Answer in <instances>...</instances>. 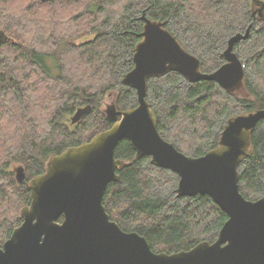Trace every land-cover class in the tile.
<instances>
[{"label":"trees","instance_id":"trees-1","mask_svg":"<svg viewBox=\"0 0 264 264\" xmlns=\"http://www.w3.org/2000/svg\"><path fill=\"white\" fill-rule=\"evenodd\" d=\"M143 11L165 21L203 72L220 66L228 39L250 26L234 45L244 65L241 93L213 80L188 82L174 71L147 79L146 99L164 139L200 156L218 145L231 116L264 107V0H0V246L21 224L19 210L31 201L26 183L45 171L48 158L112 125L103 112L106 97L113 94L118 110L137 105L122 78L134 66ZM114 154L126 165L103 204L123 230L144 236L154 252L215 240L227 214L211 197H177L178 175L148 156L136 159L127 139ZM238 172L246 199L264 194V121L253 129Z\"/></svg>","mask_w":264,"mask_h":264},{"label":"water","instance_id":"water-1","mask_svg":"<svg viewBox=\"0 0 264 264\" xmlns=\"http://www.w3.org/2000/svg\"><path fill=\"white\" fill-rule=\"evenodd\" d=\"M140 19L134 66L122 78L135 89L137 105L118 110L113 100L106 104L103 112L113 122L108 129L50 156L45 171L26 183L31 201L20 209L21 224L0 246V264H264V194L249 200L238 186V166L253 129L264 121V107L231 116L218 145L192 156L161 136L146 99L147 79L170 71L188 82L213 80L229 93H241L244 65L234 45L247 38L250 26L228 39L220 66L203 72L200 60L183 48L165 21L151 19L145 11ZM122 139L129 141L136 159L148 156L153 165L178 175L177 197L206 194L225 211L227 219L215 240L172 253L154 252L144 236L123 230L110 218L103 195L126 165L114 154ZM16 177H25L21 168Z\"/></svg>","mask_w":264,"mask_h":264},{"label":"rangeland","instance_id":"rangeland-1","mask_svg":"<svg viewBox=\"0 0 264 264\" xmlns=\"http://www.w3.org/2000/svg\"><path fill=\"white\" fill-rule=\"evenodd\" d=\"M25 4H26V2L23 3V7H24ZM252 9H253V10H256V11L259 10V8L256 7V6H253ZM263 12H264V11H263ZM92 37H93V34L85 35V36L81 37L80 40L91 39ZM112 99H113V94H109V95L106 97V99L104 100V102H103V108L105 107L106 104L110 103V102L112 101ZM20 209H21V208H20ZM19 215H20V210H19Z\"/></svg>","mask_w":264,"mask_h":264},{"label":"flooded vegetation","instance_id":"flooded-vegetation-1","mask_svg":"<svg viewBox=\"0 0 264 264\" xmlns=\"http://www.w3.org/2000/svg\"><path fill=\"white\" fill-rule=\"evenodd\" d=\"M61 221H62V218L59 219V222H61Z\"/></svg>","mask_w":264,"mask_h":264}]
</instances>
